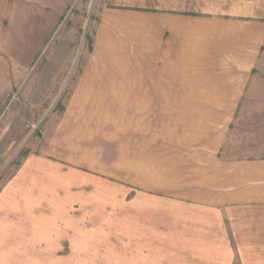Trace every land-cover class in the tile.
<instances>
[{
  "label": "rangeland",
  "instance_id": "rangeland-1",
  "mask_svg": "<svg viewBox=\"0 0 264 264\" xmlns=\"http://www.w3.org/2000/svg\"><path fill=\"white\" fill-rule=\"evenodd\" d=\"M211 1L264 19V0ZM4 3L0 0V215L7 220L0 225L11 233L3 244L55 247L56 254L47 256L71 264L121 259L130 264L149 255L165 261V239L120 235L123 211L141 196L129 189L128 176L134 174L128 172L144 164L174 165L176 157L166 149L176 137L221 135L228 137L225 154L264 157V44L253 71L255 99L242 108L161 109L149 94L74 92L109 0L72 1L44 45L35 44L33 35L29 44L7 43ZM189 3L199 15L201 0ZM150 244L158 254H148Z\"/></svg>",
  "mask_w": 264,
  "mask_h": 264
},
{
  "label": "crops",
  "instance_id": "crops-1",
  "mask_svg": "<svg viewBox=\"0 0 264 264\" xmlns=\"http://www.w3.org/2000/svg\"><path fill=\"white\" fill-rule=\"evenodd\" d=\"M72 1L5 0L7 43L29 44L33 35L35 44H46ZM109 1L76 95L149 94L160 104L155 108L171 110H235L255 99L263 18L207 0L199 15L191 13L190 0ZM227 138L176 137L166 149L176 157L174 165L142 163L128 172L134 174L126 180L129 189L141 196L123 211L120 235L165 239L166 255L165 261L149 255L130 264H264V157L225 154ZM0 227V264H71L47 256L56 254L55 247L3 244L11 232ZM155 253L150 244L148 254ZM121 260L117 264H126Z\"/></svg>",
  "mask_w": 264,
  "mask_h": 264
}]
</instances>
